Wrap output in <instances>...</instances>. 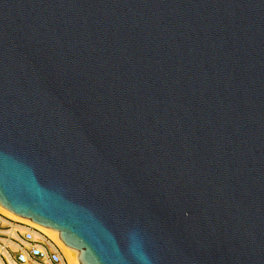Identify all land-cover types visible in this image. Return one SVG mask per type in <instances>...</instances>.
Here are the masks:
<instances>
[{
  "label": "water",
  "instance_id": "obj_1",
  "mask_svg": "<svg viewBox=\"0 0 264 264\" xmlns=\"http://www.w3.org/2000/svg\"><path fill=\"white\" fill-rule=\"evenodd\" d=\"M0 205L80 264H264V0H0Z\"/></svg>",
  "mask_w": 264,
  "mask_h": 264
},
{
  "label": "built area",
  "instance_id": "obj_2",
  "mask_svg": "<svg viewBox=\"0 0 264 264\" xmlns=\"http://www.w3.org/2000/svg\"><path fill=\"white\" fill-rule=\"evenodd\" d=\"M0 264H69L61 249L36 228L0 213Z\"/></svg>",
  "mask_w": 264,
  "mask_h": 264
},
{
  "label": "bare ground",
  "instance_id": "obj_3",
  "mask_svg": "<svg viewBox=\"0 0 264 264\" xmlns=\"http://www.w3.org/2000/svg\"><path fill=\"white\" fill-rule=\"evenodd\" d=\"M0 213L12 220L22 222L36 228L37 230L48 236L61 249L64 256L67 258L69 264H80L77 258L79 251L72 247L66 246L59 238L58 230L38 224L27 217L17 215L11 212L10 210L2 207L1 205H0Z\"/></svg>",
  "mask_w": 264,
  "mask_h": 264
}]
</instances>
